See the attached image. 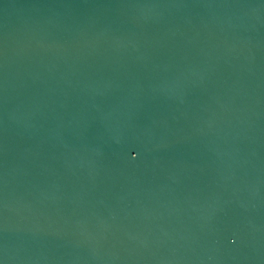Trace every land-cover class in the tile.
<instances>
[{"label": "water", "instance_id": "obj_1", "mask_svg": "<svg viewBox=\"0 0 264 264\" xmlns=\"http://www.w3.org/2000/svg\"><path fill=\"white\" fill-rule=\"evenodd\" d=\"M0 264H264V0H0Z\"/></svg>", "mask_w": 264, "mask_h": 264}]
</instances>
